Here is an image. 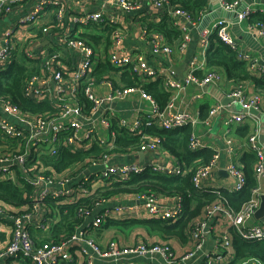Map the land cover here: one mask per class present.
<instances>
[{"label": "built area", "instance_id": "built-area-1", "mask_svg": "<svg viewBox=\"0 0 264 264\" xmlns=\"http://www.w3.org/2000/svg\"><path fill=\"white\" fill-rule=\"evenodd\" d=\"M30 0H0V72L6 71L15 62L20 53L28 60H41L38 70L29 73L23 83L22 94L35 104L49 103L51 111L28 112L22 110L12 99L0 92V182L12 181L18 184L26 181L30 193H25V204L15 205L0 199V264H73L76 257L82 264H138L142 259L147 262L158 261L160 256L164 263H171L178 258L169 245L139 242L125 246L117 240L102 244L95 238L106 220L114 216H125L137 212L145 215L147 220L177 222L184 217L183 198L165 196L163 200L155 193H139L135 203L109 205V199H100L93 207L79 209V223L75 231L59 243L43 240L33 235L32 230H46L58 223L59 216L48 200L67 206L78 200L95 196L92 189L106 190L116 182L128 181L132 174H142L148 169L155 173L179 176L187 173L179 163L168 169L160 165L147 166L140 163L111 165V151L115 143L102 136L101 129L112 132V120L117 119L118 127L130 133L142 134L143 128L153 125L164 131L183 128L194 121L191 115L180 108V94L189 87L204 88L206 85H218L222 79L220 71H209L204 77H197L198 70L206 66V55L210 48L211 37L217 33L218 38L236 54L238 60L247 63L248 69L255 75L264 77V60L245 51L235 40L225 19L217 20L212 27L201 30L200 22L209 14L212 0L201 10L197 19L191 13L172 5L170 0H37L30 10L24 12ZM145 1L169 16L173 27L181 33V41L169 45L162 34L156 33L152 38L151 52L156 57L164 55L171 58L175 53H185L192 42L193 32L199 34V55L194 56L189 71L183 79H176L166 73L165 67L152 66L145 53H127L124 51L126 28L123 20L128 17L146 18ZM226 12H237L244 0H218ZM102 6V7H99ZM53 9V19L47 21L46 15ZM264 14L260 7L247 6L238 14L241 23L253 14ZM69 24L66 25V20ZM152 22H159L158 18ZM96 26L106 34L110 41L107 52L99 51L87 38L81 36L78 27ZM264 38V24L253 23L252 30ZM147 29V26H146ZM146 33V32H145ZM254 35L255 32L253 33ZM43 41L49 43V50L39 51ZM63 49L69 56H66ZM201 56V60L199 59ZM105 58L116 69H129L142 80L163 79V84L170 98L164 108L144 90L139 88H114L109 77L98 78L95 75L96 61ZM18 62V61H17ZM112 86L107 96L101 99L99 88ZM139 92L148 100L152 110L142 119L131 123L127 118L118 117L111 108L105 107L125 100L129 95ZM83 94L91 103L88 108L80 100ZM196 95V98H200ZM230 105L241 107L240 113H233L228 124L257 122L264 115L259 95H248L242 86L229 93ZM229 105V106H230ZM228 106L216 103L203 121L207 126L218 114L226 111ZM258 129L241 143L234 145L230 136L225 138L224 153L227 156L225 172L233 180L230 192L244 189L247 178L243 168L236 162V152L247 150L254 154V177L256 186L251 199L239 211L231 208L226 201L217 200L208 204L202 212L200 222L190 229L194 249L182 257L183 261L193 258L205 247V236L213 233L212 226L217 221L225 223L228 229H234L240 239L247 242L264 241V221H255L256 213L261 208L264 196V142L260 140ZM161 147L159 137L143 135L138 147L141 152H156ZM62 148L71 152L89 151L105 148L104 153H91L60 173L50 169L45 159H55ZM202 140L196 133L192 134L189 149L200 152ZM221 151L213 152L212 159L199 167L193 174L192 183L196 190L221 194L220 190L204 184L213 173L220 170ZM189 170V169H188ZM136 216V217H140ZM225 231L218 237L216 251L206 256L199 264H228L232 238ZM250 260L246 264H259Z\"/></svg>", "mask_w": 264, "mask_h": 264}, {"label": "trees", "instance_id": "trees-1", "mask_svg": "<svg viewBox=\"0 0 264 264\" xmlns=\"http://www.w3.org/2000/svg\"><path fill=\"white\" fill-rule=\"evenodd\" d=\"M170 1L172 5L179 6L181 9L191 13L195 19L198 18L200 11L205 9L209 4L208 0ZM249 20L251 23L260 22L264 24V15H252L249 17ZM147 29L165 36L169 45H176L181 41V33L173 27L171 18L167 15L158 24H148ZM206 65L211 70L226 74L228 79L233 82L253 81L257 85L258 90L264 94V77L253 74L248 69L247 63L238 60L235 52L218 38L217 33L211 37L210 48L206 55ZM112 69L108 64L102 66V71L99 73L98 78H101L104 73ZM28 74L23 63L13 62L6 71L0 72V92L4 97L12 99L24 111L34 113L51 111L52 107L49 103L35 104L23 96V83ZM121 82L124 88L132 87L144 90L161 108H164L169 101L170 95L165 90L161 77L154 82H146L137 74L129 76L128 72H126V74L121 76ZM80 100L88 108L91 107V103L85 95L81 94ZM209 112V107H202L200 117L203 121L209 116ZM112 125V131L116 134L115 145L117 148L121 150L138 148L143 135L159 137L161 139V147L170 152L181 166L183 164L187 165L188 172L185 175L170 176L155 173L148 169L142 174H132L128 181L116 182L112 187L99 191L95 196L80 199L71 205L60 206L56 204L55 200L49 199L48 204L59 215L58 223L52 228L53 234L51 238L49 237L50 241L59 243L75 231L80 221L78 216L80 208L93 207L94 203L100 199L108 200L118 194L155 193L172 197L181 196L183 198L185 215L175 223L160 220L114 221L108 218L103 223L102 228L119 227L126 229L140 226L145 228L149 233L152 231L161 235L166 241L176 239L183 242L187 241V232L191 224L202 216L203 209L208 204L214 203L217 200L226 201L231 208L239 211L251 199L252 190L256 186L254 177L256 158L253 153H246L240 162L247 178L244 189L239 192L222 190L221 194L218 195L216 193L196 190L193 186L192 177L194 172L212 159L213 152L207 150L193 152L189 149V142L193 134L191 125L172 131H164L155 125L151 127L145 126L144 132L141 135L138 133L132 134L127 129L118 127L115 120L112 121ZM239 132L243 137H246L249 134V129L245 128ZM1 144L2 141L0 139ZM91 153L99 154L100 152L99 149L95 148L89 151L73 153L67 148H62L55 159H45V163L50 169L63 173L71 166L81 162L85 156ZM30 190L31 186L25 180L23 182L20 181L18 184H14L12 181L0 182V199L15 205L25 204L26 199L24 195L25 193H30ZM230 235L233 238L235 256L228 264H239L246 260H259L264 263V241L254 243L244 241L240 239L234 229H230ZM0 240H5L3 234H0Z\"/></svg>", "mask_w": 264, "mask_h": 264}, {"label": "crops", "instance_id": "crops-1", "mask_svg": "<svg viewBox=\"0 0 264 264\" xmlns=\"http://www.w3.org/2000/svg\"><path fill=\"white\" fill-rule=\"evenodd\" d=\"M37 0H30L28 2V5L24 12L31 9V7L36 3ZM260 7L261 9H264V0H244L241 4L240 8L241 12L247 7ZM99 7H102L99 5ZM210 10L214 11V13L209 14L206 16L201 22H200V28L199 30L206 28V27H212L213 24L219 20V19H225L220 17V15L215 11L214 3L212 0ZM145 11H146V18L140 19L138 17H128L123 20V26L126 28V34L124 36V51L127 53H145L148 55L149 63L156 67L157 65H160L162 67H165L166 73L170 75L173 78L176 79H183L184 76L189 71V65L191 59L199 55V32L194 31L193 32V38L192 42L190 43L188 49L185 53H175L171 58L166 57L164 55H159L156 57L152 56L151 47H152V38L156 34L155 31H149L146 29V26L148 24H158L164 19V15L162 16L160 11L155 10L152 5L145 1ZM258 15V14H253ZM260 15V14H259ZM264 15V14H262ZM54 12L53 9L50 8L48 14L46 15V20L49 21L53 19ZM158 18L159 22H152V19ZM229 23V30L232 34V36L235 38V40L241 45V47L247 51L250 52L264 60V38L257 35L256 31H259V28H254L252 30L251 21L249 19L241 22L236 23L233 20V17L231 19H225ZM5 24L4 21L0 22V25ZM69 24V20H66V25ZM79 32L81 33V36L87 38L91 43L94 45L96 49L102 52H107L110 48V41L106 34V31H102L96 26H88V27H78ZM146 32V33H145ZM255 32L256 35L253 33ZM165 37V36H164ZM97 39L96 41H94ZM166 39V37H165ZM167 44L168 40L166 39ZM49 43L47 41H43L38 50L46 51L49 50ZM63 53L66 56H69V53L61 49ZM199 59L201 60V56H199ZM15 61L21 62L25 65L27 72L32 73L38 70V67L41 63V60H26L23 55L18 53L16 55ZM26 61V64H25ZM109 65L108 61L105 58H101L96 61L95 64V75L98 77L99 73L102 71V66ZM110 68H113L109 65ZM209 71H212L208 68L206 65L204 68L198 70L197 76L198 77H204ZM128 72L129 76H132L133 74L129 69H112L108 71L107 73H104L101 78L103 77H109L113 83L114 88H124L122 82H121V76L123 74H126ZM222 79L218 85H206L204 88H198L196 86L189 87L185 92H182L180 94V108L184 111H187L190 115L194 123L192 124L193 133H196L201 137L202 140V148L203 150L212 151L215 152L217 150L221 151V159H220V167L221 169L213 173V175L204 182V184H208V186L213 187L215 190H230L233 186V180L230 179L226 174L225 168L227 160V156L224 153V147H225V138L227 136H230L232 140L234 141V145H237L247 139L250 135L254 134L258 129L261 131L264 130V115L260 117V120L257 122L254 121H245L243 123H233L228 124V119L233 113H240L241 107L237 105H230L231 101L229 99V93L236 87L242 86L248 95H259L262 101V106L264 109V94L260 92L257 88V85L253 81H244V82H233L226 74L222 73ZM115 81V82H114ZM155 80H147L146 82H154ZM116 83V85H115ZM112 86H103L99 88L98 95L101 99L105 98L107 94L110 92ZM166 90V89H165ZM196 95H200V98H196ZM221 102L222 104H225L228 106L226 111H223L222 113L218 114L217 116L213 117L211 120V125L207 126L203 120L200 117L201 109L204 106L209 107L210 109L216 104ZM105 108L111 107L118 117L127 118L129 122L133 123L137 119L142 118L144 119L148 113L151 112L152 107L148 100L141 97L140 93H134L129 95L125 100L119 101L117 103H114L111 106H108V103H104ZM230 105V106H229ZM117 122V119H113ZM112 120V121H113ZM113 127V125H112ZM245 128L249 129V134L246 137H243L240 130H243ZM143 128V132H144ZM102 136L107 140H112L115 143V140L112 139L110 132H104L102 129ZM114 133V131H112ZM261 136V135H260ZM107 149L100 148V153H105ZM112 155V159L110 164L111 165H124V164H132V163H140L147 166H153V165H160L168 169L175 168L178 165V161L176 158L168 152L164 147H160L156 152H148L144 153L139 150V148H128V149H119L116 147L110 152ZM246 153H250L247 150H238L236 152V162L242 167L241 160L244 157ZM184 165V164H183ZM183 169H187V165H184L182 167ZM186 174V173H185ZM184 174V175H185ZM264 187V183H263ZM92 189L97 194L99 190H97L95 187H92ZM137 194H118L109 199V205H123V204H133L135 203V197ZM159 197L163 200V197L165 195H159ZM55 210V209H54ZM58 215V213H57ZM141 214L137 212L129 213L125 216H114L112 220L114 221H133V220H147L145 215L140 216ZM59 216V215H58ZM136 216H140L139 218ZM202 216L197 218L192 224L190 229L196 225L198 222H200ZM256 222L261 221V219H254ZM57 224V223H56ZM55 224L52 225L51 228H47L46 230H32V233L37 238H42L43 240L51 238L53 234V227ZM214 227V231L211 234H208L205 236V247L204 249L198 251L196 255L188 259L187 261H183L182 257L185 256L187 253L191 252L194 249V242L192 241L190 237V229L187 232V241H179L176 239L170 240L171 246L174 252L176 253L177 257L174 259L171 263H164L161 261L160 256H156V259L158 261L147 262L148 260L142 259L139 261L138 264H199L204 262L207 258L206 256L216 251V246L218 242V237L221 236L222 233L228 230L230 232V229H228L227 225L225 223L217 221L212 225ZM102 229V228H101ZM108 230H121L122 228H110V229H104V231ZM146 233V232H145ZM147 234V233H146ZM230 234V233H229ZM99 235V233H98ZM98 235H95V238L100 241L103 245L107 244L109 240H117L122 245L125 246H131L136 245V241H133L132 244H127L124 239H107L102 240L98 237ZM148 237H152L147 234ZM161 236L157 235L156 237ZM232 238V235H230ZM147 236H144L143 238L146 243L151 244L153 241L148 240ZM162 237V236H161ZM140 238V237H139ZM163 238V237H162ZM233 239V238H232ZM158 240L161 241V239L158 237ZM164 240V238H163ZM157 241V240H155ZM159 241V242H160ZM128 242V241H127ZM136 243V244H135ZM235 252L233 249V240H232V249H230V258L227 259V261L231 262L234 259ZM249 260L242 261L239 264H246ZM259 261V260H257ZM259 264H264L262 261L258 262ZM73 264H82L81 259L79 257H76V261Z\"/></svg>", "mask_w": 264, "mask_h": 264}, {"label": "rangeland", "instance_id": "rangeland-1", "mask_svg": "<svg viewBox=\"0 0 264 264\" xmlns=\"http://www.w3.org/2000/svg\"><path fill=\"white\" fill-rule=\"evenodd\" d=\"M145 232L147 234L149 233L145 228H142L140 226H134V227L126 228V229L122 228V231L117 230L116 232H115V230L104 231V228H102L97 232V235L99 233L98 237L101 238L102 240L103 239L107 240V239H111V238L112 239L122 238V239H124V241L127 244H132L133 241H136V243H139V242L146 243L145 241H143V240H145L143 238L144 236L148 237V235ZM149 235L152 236V237H148V240L153 241L151 244L158 243L160 245H169V246L172 245L170 240L169 241L163 240V238L161 236H158L161 239V241L158 240V237H156V236L159 234H156V233L151 231V233H149ZM155 240H157V241H155Z\"/></svg>", "mask_w": 264, "mask_h": 264}, {"label": "water", "instance_id": "water-1", "mask_svg": "<svg viewBox=\"0 0 264 264\" xmlns=\"http://www.w3.org/2000/svg\"><path fill=\"white\" fill-rule=\"evenodd\" d=\"M213 3H214L215 11H217V13L220 15V17L225 18V19H231L233 17L234 22L238 23V14L241 12V10H239L237 12H226L225 10H223L220 7L218 0H213ZM230 101H231V99H230ZM260 140L262 142H264V130L261 133ZM224 174H226L228 176L227 173H224ZM256 218L264 221V196L262 197L261 208L256 213Z\"/></svg>", "mask_w": 264, "mask_h": 264}]
</instances>
